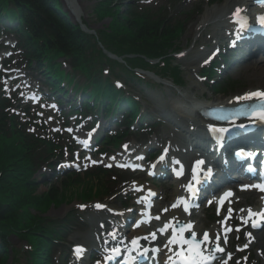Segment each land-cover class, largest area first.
<instances>
[{
  "label": "rangeland",
  "instance_id": "374dc122",
  "mask_svg": "<svg viewBox=\"0 0 264 264\" xmlns=\"http://www.w3.org/2000/svg\"><path fill=\"white\" fill-rule=\"evenodd\" d=\"M78 1L82 2V5L79 4ZM133 1L134 0H118L120 7H122L123 9H125L127 7V5L129 4V6L133 5ZM167 0H151L150 2L152 3V5L154 7H159L161 5H163L164 3H166ZM209 0H182V7L184 9H188L190 7H194L196 13H194V15L186 22L184 29H183V33L181 34L179 40V48L181 49V54L179 55V62L183 67V75H184V80L185 82L188 84L189 83V87L195 88L197 87L195 90L197 92V94L199 95L201 92H204L206 95V98L203 99V101H206V99L211 96V89L208 88V84H202V82H200V80L197 79V71L198 69L205 63L204 58L202 57L198 63L194 64V65H186L183 62L182 58L184 55H186L185 58L187 59H196L199 54L201 52H204L203 50H206V56L208 55V53L211 51L209 50V52L207 51V48L209 47L210 42H207V40L205 39L204 35L201 38H198L195 34V30L197 29L196 27H198V25L203 21V19L207 16V14L213 10V9H219L221 8V5H223V3L225 2V0H218V4L214 5V6H210L209 5ZM148 3V2H147ZM75 7L77 9V12H79L84 19L91 21V24L93 26H95V29H101L103 26H106L108 24V19L104 20L103 22H100L98 20H96V15L93 12V7H94V3L89 2L88 0H75ZM72 16V15H71ZM73 18V16H72ZM192 28V32L190 33V30ZM220 33V31H219ZM212 49V48H210ZM245 64V63H244ZM244 68V67H243ZM243 74H245L246 72H242ZM17 78L15 81H11L9 80V84H5V88H6V93H12L13 88H20V90L24 89V88H29L30 86H34L33 82L29 79V78H25V75L23 72H18L17 73ZM15 77V76H13ZM259 77L261 76H253L248 78L247 77H243L241 76V72L236 73L234 75L231 76V78L235 81H237L238 83V87L243 86L246 87L247 85H257V84H261V86L264 87V81L263 79L258 80ZM264 78V77H262ZM253 79V80H252ZM252 80V82H251ZM262 81V82H261ZM15 84L14 86H12L11 84ZM156 87L153 88H147V90L145 91H137L135 92L136 94H134L135 96H138L142 101V109L143 112L145 113H153V109L154 108H159L161 106H163L164 103H167V101L170 99V97H167V93H168V89L166 86H164L165 88H160L161 86L159 85H155ZM34 88V87H33ZM35 89V88H34ZM131 87H129V91H131ZM139 89V88H138ZM162 90V94L160 92V90ZM193 91V90H192ZM37 91H34V93H36ZM132 93V92H130ZM149 93L150 95H154L156 99H158V102L155 104V106L152 104L151 106H149V102H147L146 99V94ZM161 96L165 99L164 101L161 100ZM165 96L167 98H165ZM219 100V97L213 98V100ZM150 109V110H149ZM73 125L69 128V135L70 137H72V135H75L78 137V141H76L77 143L79 142V140L84 139V134L85 131L84 130H79L78 127L74 124V122H72ZM173 128V127H172ZM163 131L161 132V135H167L168 137H170L171 139H176L174 137V133H173V129H168L167 125L162 127ZM161 131V130H160ZM132 133L129 134V136L124 139L127 141H132L133 138L140 140L143 136L139 137L137 135H135L134 133L137 132L136 131H131ZM177 143H181V139H176ZM142 143H145V138L142 140ZM122 144H126L129 145L127 143L122 142ZM131 146V145H130ZM75 147H73L74 149ZM118 152L122 153L123 151H121L119 148H117ZM163 151V150H162ZM160 151V152H162ZM168 154L170 155V153L168 152ZM93 157L88 160V154L86 153H75L73 155V158L69 161V160H65V162L62 163L61 168L65 171H78V170H86L88 168H90L92 166V164L94 162H99L101 159V156H98L97 154H92ZM147 175H148V170H147ZM129 178H134L133 176L129 177ZM141 178H144V176H142ZM48 190V186H42L40 188V192H46ZM80 199V197H78L76 200H73V196H66L62 199L61 203L54 205L51 207V209L48 211L47 215L49 216H63L65 215L67 212H69L72 208L76 207V205H80L81 202L78 201ZM110 201H112L111 199L109 200H105L102 201L104 202V205H107L110 203ZM94 203V202H93ZM95 204H91V206L88 208V211L86 214L89 221L92 222V220L94 219L93 215L96 213ZM93 223V222H92ZM90 234V231L84 232V233H78L75 236H73L70 239V244H74L77 242L80 243H84L86 241H88V236ZM14 245V246H13ZM12 246L15 249H20L22 247V245L13 240V244ZM253 253H254V257L258 260L259 264H264V233L260 235L259 241L256 244V246H254V248L252 249ZM8 264H12V262L10 261Z\"/></svg>",
  "mask_w": 264,
  "mask_h": 264
},
{
  "label": "bare ground",
  "instance_id": "6f19581e",
  "mask_svg": "<svg viewBox=\"0 0 264 264\" xmlns=\"http://www.w3.org/2000/svg\"><path fill=\"white\" fill-rule=\"evenodd\" d=\"M71 2H72V4L75 5V2L73 0H71ZM225 2L226 3L223 4L221 8L211 10L207 14L205 19L203 20L202 24L198 25L197 29L194 31L198 38H201L203 35L208 39V41L212 40L214 38H220L223 35L233 38L234 37L233 35L236 32H238V29L240 28L239 27L240 25L236 22L238 20V18L234 16V13L236 12V10L238 8L243 9V11L241 13H246L249 10H255L256 9L253 5V0H226ZM79 3L81 4V2H79ZM12 21H13V23H17V22L22 23V20L20 17H14V19H12ZM30 21H33L31 19V16L26 15L23 22H27V23L31 24ZM35 22H36V20H34L32 22V24ZM208 27H209V30H208ZM217 28H221V30H223L224 33L218 34V32L216 30ZM192 31L193 30L191 29L190 32H192ZM255 40H258V38H256ZM245 49H247V48L245 47ZM259 50L261 53H264V46H261L259 48ZM160 53H163V52L160 51ZM201 54L202 55H200V56H203V53H201ZM184 61L187 64H195L199 60L197 58V59L190 60V61L185 59ZM239 71L246 72L245 74L241 73V76H243V77L248 76V78H250V77L257 75V76H261V77H259L258 80L263 79V81H264V78H262V77H264V59L258 58L257 60L249 61V62H247V65L244 68L243 67L239 68ZM252 80H251V82H252ZM253 90H257V89H253ZM241 95L243 96V94H241ZM108 98L109 99L107 101H110V97H108ZM148 101L150 102L151 105L153 103H156L155 102L156 100L151 98L150 96H149ZM177 103H181V100H178L176 102V105H173V104H171L169 106H168V104L164 105V107L168 108L167 110H169V113H168L169 115H167L166 117L168 119L177 120L179 125H182L184 127V129L187 130V132L190 135L189 136L190 143L187 142V145H186L187 147L177 148V149L172 147V143H169L168 145L170 148V152L173 154V156H171V158L174 157V154L176 151L188 149L185 151L186 154L188 155V158H187V161L183 165L184 169H185L184 179L188 180V179H190L189 169L191 170L192 168L195 167L196 161H199L201 159H205L206 158L205 155L207 152L210 153V152L217 151V149H216L217 145H215L214 138L217 137L219 139H224L225 144H230L232 135L231 136H224L220 132H217V131H213V132L207 134L205 131L207 129L206 128L207 123H204L201 120V118L199 116V109H195L191 106L187 107L186 110L190 112V117H189L190 119L182 118V117L178 116V114L175 112V109L173 108L176 106H180V104H177ZM223 103L232 104V105L236 104L235 100H233V99H229ZM209 104L210 103H208L207 105H209ZM176 132H177V130H176ZM242 135L244 136V134H242ZM250 136H252V135H248V137H250ZM162 140L164 141L165 137L161 139L160 145H162V143H163ZM260 148L262 149V147H260ZM230 150H231V146L226 145L223 147L222 151L217 153L216 156H218L219 160H221L220 159L221 157H223V156L227 157L228 156V153L230 152ZM263 151H264V149H263ZM167 159L170 160L169 162L174 161V160H171L170 157H168ZM193 159H194V161H193ZM175 167H176V164H175ZM164 170L165 169L160 170V171L157 170V172H158L157 176H160L161 174H163ZM177 181H178V183L176 184L175 191L177 193H179V195H181V193H182V188H181L182 186L180 184L181 180H177ZM218 186H220V184ZM259 200H260V202L262 201V199H259ZM168 212L170 213L169 215H166V213H163V212H161V213L163 214L165 219L169 222V224L175 225L176 223L181 222V221L188 223L185 218L181 217V215L179 214L177 209L176 210L169 209ZM105 219H107V217H103L99 220V223H98L99 226L97 228L98 232H102V238L104 239V242L107 240H109V241L112 240L110 233L113 230V229H111L110 231H108L105 228L107 226H109L110 224H116L117 223L114 220L109 221V220H105ZM188 226H190L189 229L195 237L203 239V237H202L203 233L200 235L199 232L197 231L198 229L196 227H194L193 224H189ZM217 230H219V229H217ZM186 232L187 231H184L180 236H177L178 243L179 242H185L187 240ZM142 234H144V231L142 229H140L138 231L131 233L128 236V238L132 239L133 237L138 236V235H142ZM104 245L105 244H103L101 246H104ZM176 245L177 244H173V246L171 247L172 250H167L168 251L167 255H170L171 253H173V251L176 248L175 247ZM206 246H207V242H206Z\"/></svg>",
  "mask_w": 264,
  "mask_h": 264
},
{
  "label": "trees",
  "instance_id": "16d2710c",
  "mask_svg": "<svg viewBox=\"0 0 264 264\" xmlns=\"http://www.w3.org/2000/svg\"><path fill=\"white\" fill-rule=\"evenodd\" d=\"M22 5L23 4H33L34 7L40 11L41 13H43V15H45L46 20L39 18V22L40 24H42L44 26L45 29L49 30L50 32H52L54 34V38H55V42L59 43L62 46H66L68 43L72 42L73 39L76 37V34L69 32L67 30H65V28L63 27V25L61 24L60 21H58L57 18L54 17V15L49 12L47 10V7L44 4H49L52 5L54 0H18ZM163 20L161 21V24L164 22V20H166V18H162ZM149 23L146 22V25L142 28H137L135 30V28L133 30H135L134 34L139 33L141 38H144L145 40H153L155 38H157V30H158V26H150L148 25ZM156 28V29H155ZM141 29V30H140ZM39 33H42V31H39ZM166 34V32H163L160 34V37H164ZM154 43V42H152ZM154 51V50H153ZM156 51V50H155ZM3 128V125H0V129ZM23 144L26 142L25 140H23L22 142ZM21 143V144H22ZM9 147L5 153H3V158L0 156V190L1 189H7L6 191H9V196H12V184L14 186H16V182H14V177H13V171L10 170V166H8L6 169L5 167L9 164L8 161H6L5 159L8 156H16L18 151H19V146H17V144H9ZM28 150H31L28 148ZM26 182V181H25ZM9 183H11V186L9 187ZM27 183V182H26ZM26 186H28L26 184ZM12 214V208H3L2 206H0V218H9V215Z\"/></svg>",
  "mask_w": 264,
  "mask_h": 264
},
{
  "label": "snow or ice",
  "instance_id": "6c2138e0",
  "mask_svg": "<svg viewBox=\"0 0 264 264\" xmlns=\"http://www.w3.org/2000/svg\"><path fill=\"white\" fill-rule=\"evenodd\" d=\"M261 4L264 5V0H260ZM243 11V9H237L236 12L234 13L235 17H240L241 16V12ZM237 23H240V20L236 21ZM258 22L259 24L264 27V16H261L258 18ZM250 97H264V92H255V93H249L247 97H245V99L250 98ZM261 118L264 119V113H262ZM202 163V162H199ZM261 191H264V187H260ZM229 196L231 195V193L228 194ZM97 207H101L100 205H97ZM249 215H254L253 213L249 212ZM262 218H264V213L260 214ZM255 226V225H253ZM190 227V226H189ZM205 240H207V236H205ZM220 251H222V249H218ZM77 253H81L83 250L82 249H77L76 250ZM199 252L195 251V249H193V256L191 258H189L185 264H194L195 261V257L199 256Z\"/></svg>",
  "mask_w": 264,
  "mask_h": 264
}]
</instances>
